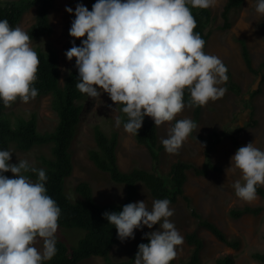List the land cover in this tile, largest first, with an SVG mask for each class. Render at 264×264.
Returning <instances> with one entry per match:
<instances>
[{
	"label": "clouds",
	"instance_id": "9594fccd",
	"mask_svg": "<svg viewBox=\"0 0 264 264\" xmlns=\"http://www.w3.org/2000/svg\"><path fill=\"white\" fill-rule=\"evenodd\" d=\"M217 3L95 0L91 10L77 3L69 35L82 39L79 45L73 39L65 52L69 61L75 58L76 88L90 98L107 93L126 114L123 128L127 133L137 135L145 116L155 126L175 121L160 142L167 153H177L197 128L190 118L176 119L185 108V90L193 106H204L227 91L221 85L228 80V68L217 55L205 52V40L194 31L192 9H208ZM65 10L73 13L72 7L65 6ZM255 11L264 15V0H256ZM31 40L23 27L0 19V103L5 107L17 100L27 103L38 95L34 82L40 61ZM115 125L120 127V116ZM10 149H0V264H44L57 252L61 209L47 192L45 170L28 159L11 163L14 152ZM236 170L240 178L232 185L235 195L246 202L256 200L257 187L264 185V150L254 142L240 146L226 173ZM9 171L13 177L4 174ZM29 172L36 174L35 181L25 174ZM170 203L167 198L155 199L151 207L145 201L129 202L120 211L102 213L122 242L134 238L135 229L159 224L158 229L144 233L148 242L138 245L134 264H171L177 256L184 238L169 220L175 211Z\"/></svg>",
	"mask_w": 264,
	"mask_h": 264
},
{
	"label": "rangeland",
	"instance_id": "374dc122",
	"mask_svg": "<svg viewBox=\"0 0 264 264\" xmlns=\"http://www.w3.org/2000/svg\"><path fill=\"white\" fill-rule=\"evenodd\" d=\"M226 0H218L215 7H211L213 21L211 23V34L205 44V52L217 55L229 68L232 79L239 87L238 92L226 88L227 91L222 98L209 101L202 106L199 119L196 122L197 128L194 134L203 136L211 132H220L223 129L238 137L242 145L254 142V145L264 150V82L260 76L252 73L242 59L240 45L236 38L244 37L251 55L252 66L257 68L264 59V40L259 28V22L264 21V15L255 11L256 0H243L240 8L231 14L232 25L229 29H219L222 23L221 11ZM77 3H83L90 10L89 0H55L54 8L49 13L52 32L49 36L37 41L31 40L33 48L37 44H50L56 49L59 60L60 79L63 78L70 66L65 52L75 39L77 45L82 38H73L69 35L71 21L74 19V10ZM65 6L73 8V13H68ZM35 21V8L27 10L17 25L28 32V28ZM16 25V26H17ZM225 87L224 83L221 85ZM260 91H256L257 88ZM82 112L78 132L72 144V163L74 170L72 175L65 182V189L71 200L78 199L74 187L79 181H86L93 190L95 200L98 204L118 203L124 197V186L114 184L110 181L107 172L98 170L88 159L87 149L94 145L93 127L98 125L109 135L110 130L118 132V145L116 154L118 163L123 171H128L137 166L147 170H154L155 173L166 176L170 164L175 160H184L201 165L204 159V144L192 139L190 136L183 143L180 150L175 154L167 153L164 148L159 153L158 163L154 165L147 148L135 142L133 134L127 133L123 126L116 127L115 118L119 116V105L111 101L107 93L100 97L90 98L84 94L80 100ZM111 105L112 107H109ZM116 108V109H115ZM115 109V110H114ZM12 117L24 116L25 118L34 115L37 119V128L40 132L50 131L55 126L57 117L50 106V96H39L23 103L19 100L13 102L4 110ZM148 118H151L147 116ZM190 118L193 120L192 107L185 105V108L176 118ZM152 119V118H151ZM153 120V119H152ZM194 121V120H193ZM172 122H165L157 126L158 142L167 136L168 127ZM14 153L11 163H18L20 159H28L33 166L38 164V157L42 154H50L49 147L35 146L29 151L17 149L14 145L11 149ZM236 150L229 138L220 141L213 151L212 162L220 167V171H210L207 176H197L192 171H187V179L184 184V191L190 196L193 207L206 219L216 224L228 238H237L240 241L238 249H233L218 241L210 232L203 228H197L196 219L190 214L185 201L179 197L175 203H170L174 214L169 218L174 223L180 234L197 230V234L203 240L201 250V264H215V260L223 255L231 254L235 264H260L253 260L250 254L254 251L264 252V199L257 195L252 202L241 200L235 195L233 183L240 178L239 170L235 172L226 169L231 165V157ZM14 174L9 171L8 177ZM33 180V179H32ZM35 181V180H34ZM264 188V185H262ZM155 199L150 195L142 184L138 186V194L135 202L145 201L148 207L152 206ZM245 205L263 207L258 215L245 214L237 219L228 215L230 208H241ZM159 228V224L153 225L152 229L144 226L134 230V238H126L120 244L114 246L110 252L112 261L127 259L131 256L135 242L146 232ZM85 230L81 228L58 227L56 240H64L76 245L83 237ZM42 246V241L37 247ZM192 250L185 240L177 248L175 261L186 260ZM103 260L98 256L90 257L79 264H102ZM134 264V263H133Z\"/></svg>",
	"mask_w": 264,
	"mask_h": 264
},
{
	"label": "trees",
	"instance_id": "16d2710c",
	"mask_svg": "<svg viewBox=\"0 0 264 264\" xmlns=\"http://www.w3.org/2000/svg\"><path fill=\"white\" fill-rule=\"evenodd\" d=\"M54 2L55 0H0V19L6 18L10 25L16 26L22 15L34 7L35 21L28 28V33L32 40L37 41L49 36L52 32L49 13L54 8ZM89 3L91 10L95 0H89ZM242 4L243 0H226L221 11L222 23L217 28L229 29L232 25V12L240 8ZM192 12L196 19L194 31L200 33L207 43L211 34L210 26L214 18L211 9L193 8ZM258 25L264 40V21L259 22ZM235 40L240 45V52L245 66L255 75L260 76V81L264 82V59L257 68H253L246 39L240 37ZM34 50L37 52L40 61L37 80L34 82V86L38 89L37 97L50 95V106L57 116L56 125L50 131L40 132L34 115L28 118L17 116L13 120L11 115L4 112L6 107L0 103V149H10L11 145H14L19 150L29 151L35 146H48L50 154L48 156L40 155L38 164L34 167L43 168L46 172L47 181L45 186L47 192L61 209L58 221L59 227L85 230L84 236L78 240L76 245L58 239L56 254L52 259L45 261L44 264H79L92 256L102 258V264H133L138 245L147 243V238L143 234L135 242L133 252L127 259L112 261L110 259L111 249L122 241L118 239L114 225L108 223L102 213L105 211H120L123 205L135 202L139 184L144 185L154 199L167 198L171 203H175L181 197L185 201L190 214L196 219L197 228L209 231L218 241L230 248H239V239L228 238L216 224L204 218L193 207L190 196L184 191L187 171H192L197 176H207L210 171H220V167L214 164L211 158L216 145L220 141L229 138L235 150L243 146L238 137L227 131V129L220 132L213 131L205 136L194 134L192 131L189 136L204 144L202 164L198 166L190 161L177 160L171 163L167 175L162 176L155 173L154 170L137 166L128 171L121 170L116 156L118 132L112 129L110 134L107 135L99 126L95 125L93 127L95 145L87 149V158L97 169L107 172L112 183L124 185V197L119 203L98 204L90 184L86 181H79L74 187L78 199L71 200L66 193L65 182L73 172L71 144L79 128L82 112L80 100L83 99L84 93H81L75 86L78 82V72L74 67L75 58L70 61L69 69L60 79L56 49L50 44L42 45L39 43ZM227 76L228 80L224 82L225 87L238 92L239 87L233 81L229 68ZM258 91H260L259 87L254 92ZM184 100L185 105L192 107L193 120L197 121L202 106H193L189 103L190 97L187 90H185ZM120 109L121 106H119V116L123 126L127 117ZM134 139L138 144H142L147 148L154 165L157 164L163 146L158 142L157 126L151 118L144 117L142 127L138 130L137 135H134ZM4 174L8 176L9 172ZM25 174L30 179H37L35 173ZM256 191L257 195L264 199L263 186H258ZM262 210L261 205H245L241 208H230L228 215L232 219H237L245 214L258 215ZM262 238L264 240V236ZM184 240L192 246L189 256L186 260H172L171 264H201L200 254L203 248V240L198 236L197 230L185 233ZM250 256L256 262L264 264V252L254 251ZM215 264H235V259L231 254H226L218 257Z\"/></svg>",
	"mask_w": 264,
	"mask_h": 264
}]
</instances>
